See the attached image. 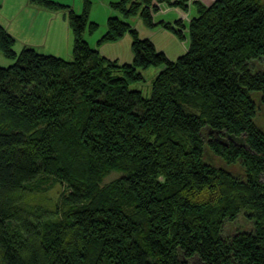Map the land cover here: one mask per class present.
Wrapping results in <instances>:
<instances>
[{
	"label": "trees",
	"instance_id": "1",
	"mask_svg": "<svg viewBox=\"0 0 264 264\" xmlns=\"http://www.w3.org/2000/svg\"><path fill=\"white\" fill-rule=\"evenodd\" d=\"M56 0H29L67 15L71 59L13 49L0 26V262L2 264H264V0L195 4L189 45L175 61L138 37L161 5L118 0L99 43L129 32L131 63L101 56L83 38L98 25ZM162 67L150 97L130 86ZM240 164L236 175L216 164ZM112 172L121 175L104 184ZM41 176L64 186L62 207H30L21 194ZM243 213L250 230L229 236Z\"/></svg>",
	"mask_w": 264,
	"mask_h": 264
},
{
	"label": "rangeland",
	"instance_id": "2",
	"mask_svg": "<svg viewBox=\"0 0 264 264\" xmlns=\"http://www.w3.org/2000/svg\"><path fill=\"white\" fill-rule=\"evenodd\" d=\"M56 1L70 5L76 13H81L83 8L82 0ZM115 1L118 0H90L88 21L96 23L98 28L92 34L85 31L83 38L92 48L98 50L101 56L109 60H116L118 64L131 63L133 58L131 49L132 36L129 32L115 41L97 43L107 30V19L110 16L122 18L120 13L110 6ZM191 1H199L203 5L208 6L214 0H190L188 1V8L186 10H182V8L177 6L161 5V8L152 15L155 23H169L177 29L179 27L176 25V21L181 19L185 25V28L182 30V38H179L172 30L160 24L154 27L146 26L139 15L131 17L127 21L136 29L139 38L150 40L156 51L163 52L169 60L175 61L178 57L186 53L188 49L189 34L187 25L196 16V5L194 3L191 4ZM68 59L70 60L71 56ZM8 64H10V61L0 53V66H6ZM249 64L253 71H264V55L258 59L251 60ZM161 68L153 66L147 69H138L143 79L133 83L130 88L141 91L145 98L150 97L152 81ZM252 97L256 105L255 122L264 132V108L260 104L259 93H253ZM215 162L217 165L227 168L236 175H242L243 170L240 164L226 165L220 159H215ZM120 175L119 172H112L104 178L103 183L106 184ZM261 179L264 181V174ZM27 187L25 192L21 194V197H23L24 202L28 203L30 207L42 206L46 210L54 211L56 207L63 206L62 193L64 186L52 177L41 176ZM251 228L252 223L241 213L233 222L227 223L226 233L231 236L240 230H250ZM0 264L2 263L0 262Z\"/></svg>",
	"mask_w": 264,
	"mask_h": 264
},
{
	"label": "crops",
	"instance_id": "3",
	"mask_svg": "<svg viewBox=\"0 0 264 264\" xmlns=\"http://www.w3.org/2000/svg\"><path fill=\"white\" fill-rule=\"evenodd\" d=\"M0 12V26L13 37L15 52L33 48L64 59L71 56L73 34L63 11L46 10L29 0H0Z\"/></svg>",
	"mask_w": 264,
	"mask_h": 264
}]
</instances>
